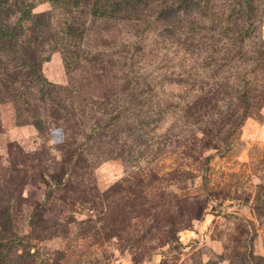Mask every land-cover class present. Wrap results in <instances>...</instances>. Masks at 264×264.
<instances>
[{
	"label": "rangeland",
	"instance_id": "374dc122",
	"mask_svg": "<svg viewBox=\"0 0 264 264\" xmlns=\"http://www.w3.org/2000/svg\"><path fill=\"white\" fill-rule=\"evenodd\" d=\"M252 1L0 0V264H264Z\"/></svg>",
	"mask_w": 264,
	"mask_h": 264
},
{
	"label": "trees",
	"instance_id": "16d2710c",
	"mask_svg": "<svg viewBox=\"0 0 264 264\" xmlns=\"http://www.w3.org/2000/svg\"><path fill=\"white\" fill-rule=\"evenodd\" d=\"M251 1V6L253 5V3H254V1H252V0H250ZM237 5H240V3L239 2H235ZM256 25H255V22H250V25L248 26L249 27V29H251L252 31H253V28L255 27ZM244 27H247V26H244ZM247 33H249V32H246L245 34H244V32L243 31H241V34H242V36H245V37H247ZM251 33H249V35H250Z\"/></svg>",
	"mask_w": 264,
	"mask_h": 264
}]
</instances>
